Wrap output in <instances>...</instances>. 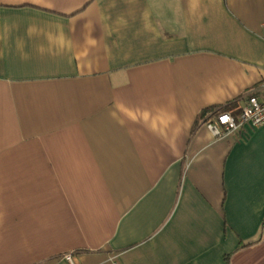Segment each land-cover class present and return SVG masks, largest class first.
Returning a JSON list of instances; mask_svg holds the SVG:
<instances>
[{"label":"crops","instance_id":"crops-1","mask_svg":"<svg viewBox=\"0 0 264 264\" xmlns=\"http://www.w3.org/2000/svg\"><path fill=\"white\" fill-rule=\"evenodd\" d=\"M252 96L264 0H0V264H264Z\"/></svg>","mask_w":264,"mask_h":264},{"label":"built area","instance_id":"built-area-1","mask_svg":"<svg viewBox=\"0 0 264 264\" xmlns=\"http://www.w3.org/2000/svg\"><path fill=\"white\" fill-rule=\"evenodd\" d=\"M245 126H251L253 128L264 126V96L250 97L238 117H235L231 113H222L208 123L209 129L216 137H222L225 134H234L245 128ZM65 259L70 264H73L71 254L66 255ZM111 264H120L117 257L111 259Z\"/></svg>","mask_w":264,"mask_h":264},{"label":"trees","instance_id":"trees-1","mask_svg":"<svg viewBox=\"0 0 264 264\" xmlns=\"http://www.w3.org/2000/svg\"><path fill=\"white\" fill-rule=\"evenodd\" d=\"M208 111H220L221 112V114L222 113H228L227 111H226V109H225V107L223 108V107H213L212 109H207L204 113H203V116L206 114V113H208ZM230 113V112H229ZM232 114V113H231ZM250 244H252V243H249V244H247V245H250Z\"/></svg>","mask_w":264,"mask_h":264}]
</instances>
